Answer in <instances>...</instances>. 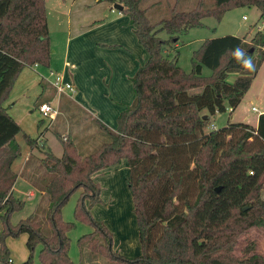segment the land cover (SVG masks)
<instances>
[{
	"label": "trees",
	"instance_id": "trees-1",
	"mask_svg": "<svg viewBox=\"0 0 264 264\" xmlns=\"http://www.w3.org/2000/svg\"><path fill=\"white\" fill-rule=\"evenodd\" d=\"M106 1L123 6L121 12L148 54L131 78L134 101L118 114L114 130L91 117L94 131L84 126L78 134L65 138L56 132L62 145L60 157L42 150L39 137L23 134L31 149L40 148L43 153L40 163L45 189L33 212L11 224V214L22 210L26 201L13 192L17 173L12 164L20 154L15 136L21 128L4 102L22 69L49 67L52 51L45 0H0L1 235H27L29 256L22 264L28 263L37 243L46 254L59 257L64 239L56 211L80 187L88 191L90 205L100 202L101 186L92 175L126 160V184L141 252L134 257L115 252L112 232L82 204L95 228L79 241L82 264H101L99 260L116 264H264V255L255 250L252 241L239 254L234 251L238 238L248 229L264 227V113L258 116L256 127L238 122L204 132L209 115L223 112L227 106L233 110L249 90L264 57V32L257 31L249 41L233 35L204 40L192 53L190 72L179 66L176 49L179 34L201 27L204 17L220 19L235 7H256L264 21V0H214L210 8L198 0L190 10L173 8L156 24L150 23L140 0ZM160 31L169 37H159ZM237 46L252 57L254 70L246 71L236 62L232 50ZM170 49L175 51L173 56H169ZM257 50L260 58L254 59ZM204 66L212 71L210 75L202 74ZM231 74H237L232 81ZM44 102L49 100L39 105ZM77 108L72 117L78 118L74 124L81 125L80 115H86ZM78 144L83 151L99 146L82 154ZM6 252L0 250V263L9 262Z\"/></svg>",
	"mask_w": 264,
	"mask_h": 264
},
{
	"label": "rangeland",
	"instance_id": "rangeland-1",
	"mask_svg": "<svg viewBox=\"0 0 264 264\" xmlns=\"http://www.w3.org/2000/svg\"><path fill=\"white\" fill-rule=\"evenodd\" d=\"M45 1L52 51L50 65L49 67L38 66V68H36L43 78H38V74H30L25 81L19 80L14 87L11 96L4 102V105L7 107L8 114L21 128L20 132L15 136L16 141L20 145V154L14 160L12 169L16 173L20 174L26 164L24 170L25 173L23 172L22 176H18L14 185V196L25 200L26 203L22 210L11 214V224H16L20 219L30 215L34 210L33 203L35 199L29 197V192L32 190V186L36 187L38 185H33V183L30 182V176H27L28 171H30V166L31 169L32 167L34 168V165L39 166L38 175L43 177V168L40 163V158L43 153L40 148L31 149L25 142L23 134H27L34 139L39 137V140L42 139L43 141V144L42 141L39 142L42 150H51L54 155L60 157L62 155V145L56 132L61 133L63 138H65L67 134H78L84 126L90 132L95 130V128H93L94 126H91V124H93L90 119L91 116L88 112H85V110L82 111L86 115V122H84L81 118V125L74 124L77 118L76 116L75 118L72 117V115L76 113L74 110L78 111L75 93H72V98L75 99V101H70L67 98H64L61 101V107H58L57 97L60 94H57L55 91V95L53 88L46 83L48 80L50 81L52 79L49 71L51 70L61 73L60 68L62 67L71 30L72 34H74L72 36L79 33H86L90 27L96 24V20H99L98 22L108 21L110 15L117 16L118 13V10H115V14H110V6L113 4H110L106 0ZM197 1L198 0H140V6L146 11V15L150 23L156 24L161 19L167 18L171 14L173 8L178 11L190 10L196 6ZM204 3L205 6L209 8L214 6V0H204ZM100 14H105L107 17L104 15V17L101 18L99 17ZM259 16L260 12L256 7L244 6L235 7L226 11L220 19H217L214 16L204 17L201 20L203 24L201 27L189 28L186 32L178 35L176 49L179 66L185 72H190L192 53L206 39L233 35L245 38L246 41H249L257 31L260 30L264 32V21L261 20ZM125 18L127 19L126 16ZM88 35L85 34L82 39L87 38ZM158 35L163 39H167L169 37L165 31H160ZM127 43L130 45V41H127ZM168 51L169 56H173L175 51L171 49ZM258 58H260V50H257L254 54V59ZM261 59L260 65L254 72L252 84L244 98L241 99L238 106L233 109L235 111L227 106L225 111L209 115L208 124L204 129L205 133L212 130V126L219 129L229 123L253 122L254 117L257 115V110H252V107L254 106L257 109H260L264 103V57ZM119 64L122 65V61H119ZM211 72L212 71L205 66L202 68V74L205 76L210 75ZM67 75L71 78L69 72ZM236 76L237 74H231L229 80L232 81ZM131 89L133 93V88ZM44 99H48L51 107L57 111L55 119L52 122H50L48 118H43L39 112V102ZM102 142L103 137L100 139L98 144ZM98 146L99 145L94 147L91 146L87 149V151H83L81 145L78 144L79 151L82 154L91 152ZM30 152L31 158H35V160L32 159L31 165ZM125 178L126 176L124 174H118L114 177L113 183H109L108 180L103 181L104 179H102V184L100 185L101 201L96 204L90 205L87 197L88 191H86V198H83L82 189L77 188L74 192H72L66 203L63 205L61 209L63 220L74 223V226L67 230L66 236L69 239L68 254L75 264H82L80 248L77 243L78 238L95 230L94 226L87 220L85 214L84 216L86 218V222L77 217L78 210H82V204L86 207V209H88L94 220L103 222L109 230V225L105 223V220H109V223L112 222L110 231L113 233L117 248L118 246H121L120 249L122 250L126 245L132 247L131 244L133 241L128 238L123 241L121 239L122 235L119 234L123 229V224L119 221L122 216H127V219L125 218L126 222L129 221L130 217H133V224L136 226L135 215L132 211V199L127 188ZM262 183L263 189L261 192V199L264 200V177L262 178ZM114 185H116L115 188ZM102 190H104L103 194ZM35 195L38 196L39 193L35 191ZM129 204L130 207H128ZM108 207H110V210L106 212ZM2 228L3 225L0 219V243L2 246L0 250H7L5 258H11L13 260V264H20L21 262L27 260L29 256V250L25 244L27 235L19 234L17 236H2ZM126 230L128 231L127 226ZM121 241L122 244L120 245ZM249 241L254 242L255 250L264 255V227L250 228L247 232L240 236L235 245V254H239L241 249ZM39 247L40 245H37L34 248L30 257L32 258L34 264H42L38 256ZM99 261L101 264H116L115 262H104L103 260Z\"/></svg>",
	"mask_w": 264,
	"mask_h": 264
},
{
	"label": "crops",
	"instance_id": "crops-1",
	"mask_svg": "<svg viewBox=\"0 0 264 264\" xmlns=\"http://www.w3.org/2000/svg\"><path fill=\"white\" fill-rule=\"evenodd\" d=\"M110 14H115V10L112 9V6H110ZM104 15L105 14H100L99 17L102 18L104 17ZM125 16L126 15H124L121 11H118L117 16L110 15L109 20L103 22H98L99 20H96V24L90 27L86 33H79L75 36H72L74 34H72L71 30L62 67L60 68V74L63 75L65 81H68L72 83V85H74V91L58 95V107H61V101L64 98H67L70 101H75V99L72 98V93H75V98L77 100L76 103L80 108L88 112L92 118L100 120L102 123L113 130L117 127L118 114L123 109L130 106L134 101L135 95L133 94L134 91L132 93L131 88H133V86L132 82L130 81L131 78L135 75L139 66L143 64L148 57L145 49L137 41L132 26L129 24V18L126 16V19ZM105 17L107 16L105 15ZM85 34L90 35H88L87 38L82 39ZM127 41H130V45L127 43ZM119 61H122V65L119 64ZM36 68H38V65L26 66L22 69L9 93L8 98L11 96V93L13 92V89L19 80L25 81L30 76V74H38V78H43V76L39 74ZM68 72L70 73L71 78L68 77ZM46 83H48L53 88V86L49 82ZM53 90L55 93L54 88ZM246 93L244 94V96L246 95ZM244 96L242 97V99L244 98ZM44 103L50 104V102ZM261 113H264V103L260 109H257V115L254 117L253 122L246 123L253 127H256L258 116ZM80 117L84 122H86L85 116L80 115ZM88 135L89 133L87 134V136ZM32 159L33 158H31L30 152V165ZM33 160H35V158ZM25 167L26 164L22 172H20V174L17 173V178L18 176H22ZM38 168L39 166L37 165H34V168L32 167V169L30 166V171H28L27 174V176H30V182H32L33 185H38L36 187L32 186V190L29 192V197L35 199L33 203L34 208L38 204L40 197L44 193L45 189L43 182L44 177L38 175ZM118 174H124L126 178L129 176V167L126 160H122V162L118 165L99 170L95 172L92 177L94 181L98 182L101 185L102 179H104L103 181L108 180L109 183H113L114 177ZM115 187L116 185H114V188ZM79 189H82L84 198L86 195V190L83 187H80ZM35 191L39 193L38 196L35 195ZM103 192L104 190H102V194ZM63 205L56 211L55 217L62 231L64 247L60 252L59 257H56L53 254H46L45 248L40 243H37L35 247L37 245H40L38 256L42 264H75L68 254L69 239L66 236L67 230L71 229L74 226V223L63 220L61 215V209ZM128 207H130V204ZM109 210L110 207L106 209V212ZM81 212L82 210H78L77 217L85 221L86 218L84 216V213ZM125 218L127 219V216H122L120 217V220L118 219L121 224H123V229L119 234L122 235L121 239L123 241L127 240V238L131 239V241H133L131 244L132 247L126 245L122 250L120 249L121 246H118L117 248L112 233V248L115 252H118L124 256L134 257L139 255L141 252L140 244L138 241L137 225L134 226L133 217H130L128 222H126ZM108 221L109 220H105V223L109 225L108 227L111 230L112 222L109 223ZM126 226L128 228V231L126 230ZM91 233L80 236L77 240L78 245L80 239L83 236L89 235ZM121 244L122 241L120 245ZM22 263L23 262H21L20 264ZM7 264H13V260L10 258V261ZM27 264H34L32 258L29 259Z\"/></svg>",
	"mask_w": 264,
	"mask_h": 264
},
{
	"label": "built area",
	"instance_id": "built-area-1",
	"mask_svg": "<svg viewBox=\"0 0 264 264\" xmlns=\"http://www.w3.org/2000/svg\"><path fill=\"white\" fill-rule=\"evenodd\" d=\"M49 74L50 76H52V79L50 81L48 80V82L53 86L57 94H64L67 92L74 91V87L72 83L65 81L62 74L51 70L49 71ZM252 110L256 111L257 109L255 107H252ZM39 112L41 113L43 118H48L50 122H52L55 119V116L57 114V111L54 108H52L49 103L40 104ZM211 128L214 129L215 126H212Z\"/></svg>",
	"mask_w": 264,
	"mask_h": 264
},
{
	"label": "clouds",
	"instance_id": "clouds-1",
	"mask_svg": "<svg viewBox=\"0 0 264 264\" xmlns=\"http://www.w3.org/2000/svg\"><path fill=\"white\" fill-rule=\"evenodd\" d=\"M233 57L236 62L246 71L254 70L253 59L241 47L237 46L233 50Z\"/></svg>",
	"mask_w": 264,
	"mask_h": 264
},
{
	"label": "water",
	"instance_id": "water-1",
	"mask_svg": "<svg viewBox=\"0 0 264 264\" xmlns=\"http://www.w3.org/2000/svg\"><path fill=\"white\" fill-rule=\"evenodd\" d=\"M112 9H114V10H118V11H121L122 9H123V6L121 5V4H118V3H114L113 5H112ZM253 51V49H251V52ZM204 118H205V116H204ZM219 187H217L216 188V191H219ZM247 207H244V210L246 209Z\"/></svg>",
	"mask_w": 264,
	"mask_h": 264
}]
</instances>
